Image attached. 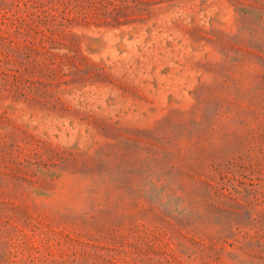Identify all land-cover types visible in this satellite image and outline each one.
Masks as SVG:
<instances>
[{"label":"rangeland","instance_id":"obj_1","mask_svg":"<svg viewBox=\"0 0 264 264\" xmlns=\"http://www.w3.org/2000/svg\"><path fill=\"white\" fill-rule=\"evenodd\" d=\"M0 264H264V0H0Z\"/></svg>","mask_w":264,"mask_h":264}]
</instances>
